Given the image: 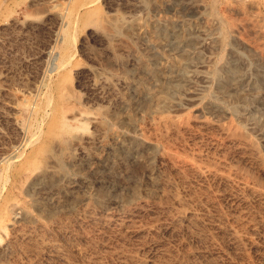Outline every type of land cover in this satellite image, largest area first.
<instances>
[{"label":"rangeland","instance_id":"rangeland-1","mask_svg":"<svg viewBox=\"0 0 264 264\" xmlns=\"http://www.w3.org/2000/svg\"><path fill=\"white\" fill-rule=\"evenodd\" d=\"M211 2L0 0V264H264V0Z\"/></svg>","mask_w":264,"mask_h":264},{"label":"bare ground","instance_id":"bare-ground-1","mask_svg":"<svg viewBox=\"0 0 264 264\" xmlns=\"http://www.w3.org/2000/svg\"><path fill=\"white\" fill-rule=\"evenodd\" d=\"M211 1L215 5L217 3H219V2H221V0H211ZM211 10H214V9L212 8ZM213 12H211V13L213 14V16L216 17L217 13H216V15H214L215 12L214 13ZM221 17H223V16H221ZM223 18H221V19L223 20ZM100 24L102 26H105V22L103 20L100 22ZM228 24H229V27L231 28V31L232 32H236V28L235 27H231L229 22H228ZM126 31H127V29L125 30V24L118 25V24L115 23V24H112L110 26V28L108 29V34L107 35L111 39V38L117 37L118 35L123 34ZM224 38H225V41H226V38H227L226 34H225ZM81 116L82 117H81L80 120L75 121V122H78V124L76 126L75 125L73 126V125L62 124V125H60V127H58V129L55 128L54 130H52V133H51L52 137L58 139V137L67 136L68 135V136H70V140L72 139V140H74V142L75 141H77V142L82 141L85 138V136L87 135V131H88L87 123H88V121L91 120V117H87L84 114H81ZM234 127H235L234 128L235 129V133H236L235 135L239 134V136H241V137L242 136L244 137L246 135V132H245V130L243 129L242 126L237 125V126H234ZM50 176L51 175H50V173L48 172L47 169L40 168V169H35L32 172V177L31 178L33 180H38V179L49 180V179H51ZM21 210H23V209L17 204H12L8 209H6L4 218L2 220H0V235L1 234H6V232L8 230V227L14 223V220L16 219V216L21 213ZM26 214H27V216H30L28 213H26Z\"/></svg>","mask_w":264,"mask_h":264}]
</instances>
